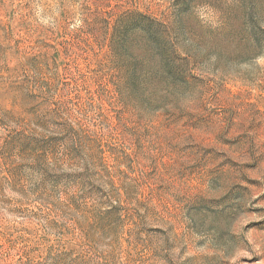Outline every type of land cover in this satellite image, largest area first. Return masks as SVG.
<instances>
[{
    "label": "rangeland",
    "instance_id": "rangeland-1",
    "mask_svg": "<svg viewBox=\"0 0 264 264\" xmlns=\"http://www.w3.org/2000/svg\"><path fill=\"white\" fill-rule=\"evenodd\" d=\"M0 264H264V0H0Z\"/></svg>",
    "mask_w": 264,
    "mask_h": 264
}]
</instances>
